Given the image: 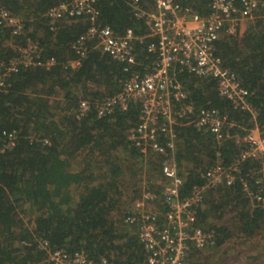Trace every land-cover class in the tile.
Listing matches in <instances>:
<instances>
[{"label":"trees","instance_id":"trees-1","mask_svg":"<svg viewBox=\"0 0 264 264\" xmlns=\"http://www.w3.org/2000/svg\"><path fill=\"white\" fill-rule=\"evenodd\" d=\"M62 1L0 0L23 23L16 34L0 19V62L19 56L18 49L28 40L39 47V57L20 65L0 89V264H46L47 253L38 247L39 239L51 248L83 252L95 262L105 258L113 264H146L138 225L127 217L144 206L159 212L163 220L167 205L162 156L140 152L127 139L139 122L138 103L99 117L94 102L119 93L132 74L152 71L156 55L147 46L155 38L145 17L135 16L130 0H97L95 24L109 26L115 35L133 31L135 62H119L96 40H87L80 66L68 67V61L76 58L71 43L92 22L81 15L58 20L51 28L45 14ZM175 1L205 15L211 0ZM140 7L153 8V2L142 0ZM226 28L215 43L216 54L247 91L253 110L234 107L219 94L215 79L176 68L194 112L215 108L226 116L220 140L194 127L193 115L173 124L172 157L183 179L181 198L192 186L205 184L202 174L218 157L225 166L234 163L248 148L242 138L264 124V8L253 19L237 22L233 33ZM50 59L54 63L46 65ZM81 101L90 103L85 114L79 110ZM3 132H14L11 145ZM239 168L231 185L205 188L197 222L212 230L213 238L202 249L192 248L184 264H215L216 255L203 249L220 252L228 243L264 237V208L245 196L241 181L256 187L260 160L248 157ZM145 192L154 193L156 201L144 200ZM153 204L155 208L150 207ZM222 256L220 261L226 264L228 258ZM253 258L264 264L259 256Z\"/></svg>","mask_w":264,"mask_h":264},{"label":"built area","instance_id":"built-area-1","mask_svg":"<svg viewBox=\"0 0 264 264\" xmlns=\"http://www.w3.org/2000/svg\"><path fill=\"white\" fill-rule=\"evenodd\" d=\"M142 0H130L135 6V16L145 17L150 28V41L147 50L156 55L152 62V71L144 74L134 73L122 83L119 93L94 102L97 116L112 112L115 108L125 110L131 102L140 107L139 122L132 128L127 139L140 152L154 151L162 156L161 171L166 180L163 200L167 209L163 212V220H159V212H150L144 206L131 213L127 219L137 223L139 238L145 250L146 264H184L192 248L202 249L212 238V230H204L197 222V211L204 198L205 188L220 183L231 185L240 172L239 163L248 158L260 160V176L255 179L254 188L246 180L242 181V191L252 203L264 208V124L255 126L242 138L248 146L235 162L225 166L218 157L215 164L208 168L202 177L203 186H192L188 195L179 196L183 179L178 173L172 157V130L177 119L193 115L190 120L194 127L209 132L220 140L222 127L226 124V116L215 108L202 107L196 112L194 106L186 101L187 94L176 76V68H184L199 77H209L217 81L218 92L230 100L234 107L252 112L247 101V91L240 85L235 75L223 66L221 58L216 54L215 43L224 27L233 33L239 21H249L255 17L264 0H211L209 12L201 15L190 6L182 5L175 0H152L153 8L140 7ZM97 0H65L50 7L45 16L51 28L61 19L87 15L92 25L80 35L71 47L76 58L69 60L68 67L77 68L85 56L87 40H96L101 50L113 59L127 64L135 62L133 53V31L127 29L122 35H115L107 25L95 24L98 15ZM0 19L4 25L13 28V33H20L23 23L11 12L0 5ZM20 55L7 63L0 62V89L5 80L16 72L20 65L27 66L38 58L39 47L36 42L28 40L18 49ZM39 62H37L38 64ZM54 63L50 59L46 65ZM81 114L90 110L88 101L79 104ZM8 145L13 142L14 132H3ZM165 136V141L161 138ZM144 200L156 201L154 193L145 192ZM38 247L47 253L46 264H113L101 258L95 262L85 253H72L58 248H51L48 241L39 239Z\"/></svg>","mask_w":264,"mask_h":264},{"label":"rangeland","instance_id":"rangeland-1","mask_svg":"<svg viewBox=\"0 0 264 264\" xmlns=\"http://www.w3.org/2000/svg\"><path fill=\"white\" fill-rule=\"evenodd\" d=\"M150 207H154L153 205H150ZM243 241V242H242ZM247 241V242H246ZM243 243L242 246H239L238 243ZM235 246V248L233 247ZM264 237L263 236H257L251 239H240V241H237V243H228L226 244V247L222 248V250L219 252H211V248L203 249V253L206 254H212L216 255L213 261H215V264H223V261H220L219 256H222V252H227L223 258L226 256L228 258V261L226 264H260L256 258L251 259V256L257 257L259 256L261 258V261H264Z\"/></svg>","mask_w":264,"mask_h":264}]
</instances>
